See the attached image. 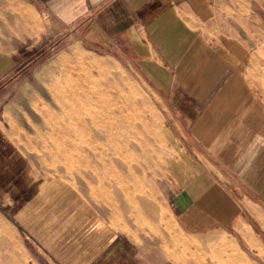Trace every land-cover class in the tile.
I'll return each instance as SVG.
<instances>
[{"label":"crops","instance_id":"0c3cea01","mask_svg":"<svg viewBox=\"0 0 264 264\" xmlns=\"http://www.w3.org/2000/svg\"><path fill=\"white\" fill-rule=\"evenodd\" d=\"M22 2L133 67L158 98L174 146L155 178L172 258L144 249L137 228L55 193L45 201L57 231L36 255L16 243L15 256L13 218L0 211V264H264V0ZM20 216L40 220L30 203Z\"/></svg>","mask_w":264,"mask_h":264},{"label":"rangeland","instance_id":"374dc122","mask_svg":"<svg viewBox=\"0 0 264 264\" xmlns=\"http://www.w3.org/2000/svg\"><path fill=\"white\" fill-rule=\"evenodd\" d=\"M22 1L0 0V59L7 60L0 78V205L14 204L13 214L9 206H0V211L13 218L15 256H21L16 243L36 255L38 239L53 241L57 222L45 195L52 199L56 193L63 201L85 200L120 228H137L144 249L152 245L159 255L163 252V257L172 258L170 242L164 240L167 218L155 178L168 168L174 146L158 98L133 67L102 47L83 43L71 33H58L50 18L40 17ZM86 59L99 68L81 64ZM69 65L73 74L68 88H76L87 76L92 92L106 97L110 150L117 149L119 155L109 152L103 172L87 168V161L76 167L73 159L60 156L71 145L61 146L53 131L49 111L54 104H41L35 94L43 92L51 74ZM29 203L32 212H40L39 221L33 217L23 222L20 212Z\"/></svg>","mask_w":264,"mask_h":264},{"label":"bare ground","instance_id":"6f19581e","mask_svg":"<svg viewBox=\"0 0 264 264\" xmlns=\"http://www.w3.org/2000/svg\"><path fill=\"white\" fill-rule=\"evenodd\" d=\"M81 64H88V67L93 68L98 66L88 60ZM72 74L73 67L70 65L51 74L43 92L35 93L38 98L36 99L44 105L47 101L54 104V109L49 111L54 123L53 131L58 134L59 141H62L61 146L64 143L71 145L69 151L61 152L60 156L73 159L76 167L82 166V161H87V168L102 171L104 160L111 151L106 121V97L103 93L92 92L89 87L91 78L87 76L76 88H68L67 83L71 80ZM111 153L119 155L117 149L115 151L113 149Z\"/></svg>","mask_w":264,"mask_h":264}]
</instances>
